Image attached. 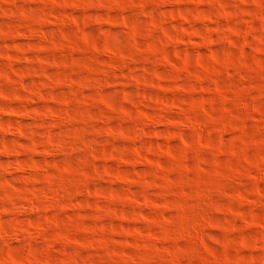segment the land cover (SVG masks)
I'll return each instance as SVG.
<instances>
[{
	"label": "rangeland",
	"instance_id": "1",
	"mask_svg": "<svg viewBox=\"0 0 264 264\" xmlns=\"http://www.w3.org/2000/svg\"><path fill=\"white\" fill-rule=\"evenodd\" d=\"M0 264H264V0H0Z\"/></svg>",
	"mask_w": 264,
	"mask_h": 264
}]
</instances>
